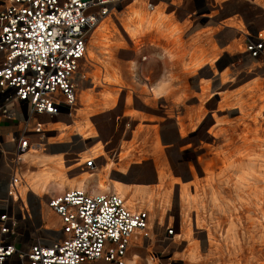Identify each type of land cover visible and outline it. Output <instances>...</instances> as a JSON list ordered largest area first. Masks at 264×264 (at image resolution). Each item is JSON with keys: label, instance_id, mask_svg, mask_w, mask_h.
<instances>
[{"label": "rangeland", "instance_id": "obj_1", "mask_svg": "<svg viewBox=\"0 0 264 264\" xmlns=\"http://www.w3.org/2000/svg\"><path fill=\"white\" fill-rule=\"evenodd\" d=\"M2 1L4 0H0V3ZM205 1L203 5L206 7ZM151 8V0L150 3L144 0H119L93 32L87 57L82 61L80 69L82 79L78 91L77 116L71 120L58 118L53 123L55 126L47 125L49 132L46 144L51 143L54 147L49 149L50 144L46 151H62L54 157L66 158L63 165L66 179L62 184L61 181L51 182L39 199L46 202L49 197L67 189L81 188L80 180L84 171H89L94 176L81 189L95 191L94 193L115 191L114 182L107 175L97 176L93 169H83V164H77L82 162V159L87 161L88 158H93L92 152L100 148L105 156L114 145L111 139L114 134L117 135L125 127L134 128L140 124L142 129L149 131L144 134V140L137 143L145 155L138 156L135 160L150 157L149 160L152 161V157H159L164 162L160 169L159 189L162 195L170 193L171 201H164V206H167L164 207L166 213L150 223V238L145 239L143 244H136L129 253L130 257L136 264H230L229 252L232 246L226 239L230 221L233 218L240 220L238 229L242 235H246L245 228L250 225L247 219L251 214L245 204L237 199L233 186V180L236 178L233 168L241 169L242 158H246L242 157L245 152L240 148L245 138H249L248 142L252 144L247 143V146L251 147V154L263 156L264 161V59L248 57L241 43L243 39L235 41L229 51L220 49L219 41L225 42L224 32L218 35L219 46L214 45V48H209L214 39L211 37L205 41L206 37H203L204 52L202 47H197L196 57L199 61L204 59L209 63L204 62L195 70H188L190 74L188 73L186 81L191 89L190 98L185 102H176L174 96L167 97L171 88L154 96L150 87L160 84L163 80L169 83L170 75L177 73L173 67L170 68V56L174 52H170L167 46L158 44L160 36L156 30L144 32L141 37L135 38L126 32L124 25L131 11L135 10L149 13L152 22L162 16L165 20L163 26L170 24L160 8L155 11ZM142 21L143 24L146 23L137 19L135 24ZM190 34L186 35L187 42ZM178 36L183 46V36L179 33L174 38ZM182 46L180 51L184 50L183 53L192 48L190 45L184 48ZM186 52L187 64L190 55ZM221 75L225 78L222 79ZM115 78L128 88L120 90L114 81ZM199 79L207 82L210 95L205 99L204 110L199 114L201 119L198 120L199 116L195 115V125L191 126L193 120L187 115L191 108H194L191 112H198L200 102L193 94L200 92L196 84ZM179 86L177 83L173 88ZM180 94H183L182 91L176 97H180ZM178 117L184 121L185 134L182 137L178 132ZM174 124L178 126L175 129ZM78 130L87 135L85 139ZM97 142L99 143L96 148L94 145ZM103 143L105 145H102ZM226 150L230 153L228 158L223 157L229 155ZM87 152L90 154L86 155ZM34 155L51 157L48 153L42 154L41 150L30 152L27 159L29 157L28 160L37 166L29 165L28 162L24 165L25 180L27 174H34L47 166L45 162H37ZM84 156L87 157L83 158ZM206 167L211 169L215 177L211 184L207 182L209 177L204 171ZM100 180L105 184L103 188L99 187ZM169 180L175 181L176 184L167 186ZM71 182H74V185H70ZM155 182V170L147 166L129 169L126 175L121 177L122 184ZM122 184L120 186H123ZM215 190L219 193L218 199H215ZM121 195L126 201H132V208L141 209V199ZM235 203L238 204V211L233 210ZM168 228L174 229V234L165 238ZM259 231L262 232L261 228ZM257 233L259 232L255 231L251 234ZM208 236H212L211 244L208 243ZM246 239L248 240H243L242 244L250 240ZM260 258L259 260L264 261V252Z\"/></svg>", "mask_w": 264, "mask_h": 264}, {"label": "built area", "instance_id": "obj_2", "mask_svg": "<svg viewBox=\"0 0 264 264\" xmlns=\"http://www.w3.org/2000/svg\"><path fill=\"white\" fill-rule=\"evenodd\" d=\"M118 2L0 3V167L10 171L0 191V264H134L133 240L150 238L148 211L130 208L116 191L70 188L46 202L21 192L26 155L48 147L45 117L74 115L90 38ZM244 52L261 58L264 35L248 36ZM43 204L59 227L46 221Z\"/></svg>", "mask_w": 264, "mask_h": 264}, {"label": "crops", "instance_id": "obj_3", "mask_svg": "<svg viewBox=\"0 0 264 264\" xmlns=\"http://www.w3.org/2000/svg\"><path fill=\"white\" fill-rule=\"evenodd\" d=\"M144 1L150 3V0ZM203 1L204 0H151V10L155 11L156 8H160L165 13L168 20L167 22H169L171 25H173V27L179 30L180 34H182L183 36L182 48H184L186 45H194L195 48L202 47L203 50V37H206V39L204 38L205 41L212 37V39H214V43H210L211 47L209 48H214V45L219 46L217 42L218 35L220 36V34L224 32L225 42H221L218 40L221 43V46L219 47L223 51H229L234 45L235 41L243 39L241 43L245 48V42L248 36L256 35V33H262L264 35V0H206V7L205 5H203ZM187 33H191V36H189L190 38H188V42L185 39ZM172 50L174 54L177 55L182 49H176L175 47H173ZM209 54L211 55L212 52L209 51ZM165 55H167L166 52ZM262 58L264 59V55L262 56ZM153 59L154 58H152V60ZM118 86L120 87V90L128 88L127 86ZM155 86L149 87L153 88ZM149 87L148 90H150ZM77 109L78 108H76V111L72 117L58 116L55 117V119H49L48 117H45V120L47 121L48 125L55 126L56 124L53 123L58 118H69L70 120L74 119L75 116H77ZM175 127L177 128L178 126L174 124L173 128L175 129ZM148 131L149 130H147L146 128L142 129V127H140V124L135 125L134 128L125 127L123 130L119 131L117 135L114 134L113 137H111L114 145L111 149H109L107 153L105 152V156H94L93 158H88V160L95 159L93 166L91 167H88L86 165L87 161H84L83 159L82 164L84 166L83 169H93L95 172H97V176L98 174H103L104 176L107 175L109 179L114 183L116 181H119L121 183V177H123V175H126L129 169H140L141 167L145 166L152 167V169L155 170L156 175L155 183L135 185L121 183L123 185L122 188L126 196L130 195L131 199H141L139 202V208L141 209L138 210L148 211L151 223L155 222L161 214L166 213L164 207L167 206H164V201L166 200V202L170 203L171 195L170 193H168V195H162V192H160L159 189L161 183L160 169L164 164V162L159 157H152V161L149 160L150 157H146L144 160L140 161L135 160L136 158H138V156L145 155L142 154V151L144 150L142 149V147H139L140 144L137 143H140L141 140H144V134H146ZM180 136L182 137V135ZM98 143L99 142H97L94 147L97 148ZM105 143H103L102 145H105ZM50 144L51 143L48 144V147ZM53 147L54 146L51 144L49 149H53ZM40 150L42 154H50L51 157L49 158H55L54 156H58V154L62 152L60 151L59 153H49L46 150L45 152L43 148H40ZM89 154L90 153L87 152L86 155ZM123 155L125 156L123 157ZM34 158L37 159V162L39 163H43L45 162V160H47V156L43 157L36 155L34 156ZM28 159L27 162L29 163V165L37 166V164H34L31 160L29 161ZM82 164L80 161L78 162L77 166ZM9 173V169L0 167V191H5L6 187L4 180L7 179ZM171 184H173L174 186L176 182L169 180V182H167V186H170ZM181 190L182 187H180V191ZM31 197L36 198L37 196L33 194ZM128 206L132 208L130 205ZM132 209L137 208L135 207ZM43 210L44 214L46 215V221L48 223L52 222L49 225H52L54 223L53 226L59 227L60 218L56 214H54L45 204H43ZM165 238H169L167 236V231L165 233ZM144 240L145 239L141 238L134 239L130 251H132L136 244H143ZM129 258H131L130 255ZM100 262L101 261L87 264H96ZM133 262L134 264H136V261H134V259ZM101 263L106 264L104 262Z\"/></svg>", "mask_w": 264, "mask_h": 264}, {"label": "bare ground", "instance_id": "obj_4", "mask_svg": "<svg viewBox=\"0 0 264 264\" xmlns=\"http://www.w3.org/2000/svg\"><path fill=\"white\" fill-rule=\"evenodd\" d=\"M137 19L140 21L144 20V22H146V23L143 24V21H142V22H139L138 24H135V21ZM164 22H165V20L162 16H159L157 21L152 22L149 18V13L143 12V10H135V11H131L130 16L127 17V19L125 20L124 25L127 28L126 32L135 38L141 37L144 32L149 33L150 31L156 30V32L160 36L158 38V44H162L163 46H167L168 48H170V52H173V50H172L173 47L178 49L182 46L181 42H179L180 36L174 38L180 32L177 28L172 27L170 24H166L163 26ZM143 25H146V27H143ZM152 27H156L157 29H154ZM191 46H192L191 50L189 49V51H187L188 54L190 55L189 63H187V64H186V60H185V56H186L185 52L186 51L184 53H183L184 50L180 51V53H178L177 55L170 53V54H172L170 56V60L172 61V65L170 68L172 69V67H173V70H176L177 73H173L172 75H170V79H169L170 82L169 83L166 80H163L157 87L152 88L151 91H152V94L154 96H157L158 94H162V93L166 92L169 88H171L168 91L169 94L167 97L171 98L172 96H174L177 100L176 102H180L181 100H182V102H185L188 98H190V96L192 95L191 89L189 88V85L186 81L187 75L189 73L188 70L189 71L195 70L198 66L203 65L204 62H207V61H204V59H203V61L202 60L199 61L198 57H196L198 54L196 52L197 48H195L194 45H190V47ZM207 63H209V62H207ZM174 66H176V68ZM186 66H187V68H186ZM221 76H222V79L225 78L224 75H221ZM79 81L81 83V78H79ZM114 81H115V83L117 82L118 85L123 86V84L120 81H118V79L115 78ZM172 81H173V83H172ZM177 83H179L180 86L178 88L177 87L173 88V85L175 86ZM196 84L200 88V92H198L197 94H193V96L198 98L200 105L197 108L198 112H191L194 109V108H191V111H189V113L187 115L188 118L191 119V121L193 120L191 123V126L195 125L194 120L197 118V117H195V115L199 116L198 120L201 119V116L199 114L201 113L202 110H204L203 104L205 102V99L210 95V93H208L209 89L207 86L208 85L207 82H204L203 80L199 79L198 82L196 81ZM181 91L183 94L182 95L180 94L181 96L177 98L176 97L177 94ZM177 119H178L179 133H180V135L183 136L185 134L184 121H182L183 118H182V120L179 117ZM217 122H220V121L217 120ZM78 133L84 139L87 136L81 130H78ZM248 141H249V138L248 139L245 138L243 144L240 146V148L243 149V151L245 152L242 157L246 156V158L245 157L242 158L241 169H239V168L235 169V167L233 168L234 173L236 174V178L233 180L234 181L233 186L235 189V194L237 196V199L242 201L245 204L248 212L251 214L248 216V219H247L248 223L250 225H248V227L245 228L246 235H242L238 229V227H239L238 223L240 220L238 221L237 218H235V219L233 218L230 221L228 229L226 230L227 231V233H226L227 242L230 243L232 246V249H230V252H229V256L231 259L230 264H264V261L259 260V259H261L260 258L261 254L264 252V161L262 160L263 156H261L259 154L257 155L254 153L251 154V152L249 151V149L251 147H248L247 143L249 145H252V144L249 143ZM227 145H225V146H227ZM40 148L41 147H39L38 149L40 150ZM38 149H34L31 152L39 151ZM253 150L255 151V149H253ZM92 154H94L92 156L98 157V156H103L104 152L100 148L98 150L93 151ZM27 155L25 157V163L24 164H27ZM229 156H230V153H229V155H226V156L224 155L223 157L228 158ZM85 157H87V156H84L83 158H85ZM65 159L66 158L63 156L58 157V158H48L47 157V160H45V162H46L45 164L47 166L45 168H42L39 172H35L34 174H31V175L27 174L26 175V180H25L23 186L21 187V192L24 195L27 192H30V193H32V195L34 194V195L40 196L42 193L46 192V190L48 189L51 182H60L61 181L60 184H62L63 181H65V179H66L65 173L63 170V165H65ZM211 161H214V159H211ZM81 164H82V162H81ZM227 166H228V164H227ZM238 166H239V164H238ZM232 167L233 166H231V168ZM204 171H206V173L209 177L207 179V182L209 184H211L212 181L215 180L214 174L211 173V169H207V167H206V169H204ZM82 175H83V177H82V180H80V187L84 188V185L86 184V182H88V181L90 182V180L94 176V174H92L89 171H84ZM74 182H76V181H74ZM74 182H71L70 185H74ZM120 184L121 183L119 181H116L113 184V189L115 191L120 192L121 194L125 195V192L123 191V188H122V186H120ZM99 185H100L99 187H101V188H103L105 186L104 182L101 180L99 182ZM196 188L198 189L197 185H196ZM81 190H85V189H81ZM186 190H187V188L185 189V194H186ZM214 194H215L214 196H216L215 199H218L219 193L217 194V192L215 190ZM33 198H35V197H33ZM127 203L131 207H133V203L130 199H127ZM244 204H242V206H244ZM238 208H239L238 204L235 203L233 210L238 211ZM259 228H261L262 232L259 231ZM255 231H258L259 233H257L256 235L251 234L253 232L255 233ZM186 235L188 236L189 234H186ZM211 237L210 236L207 237L209 244H211V240H212ZM246 238H250V240L248 241V243L242 244L243 240H245V242H246V240H248ZM217 248L220 251V246H218Z\"/></svg>", "mask_w": 264, "mask_h": 264}]
</instances>
